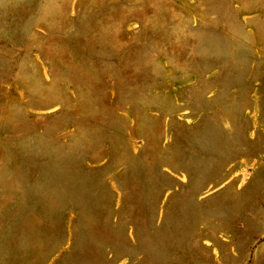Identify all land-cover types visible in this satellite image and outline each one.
Wrapping results in <instances>:
<instances>
[{
    "label": "rangeland",
    "instance_id": "1",
    "mask_svg": "<svg viewBox=\"0 0 264 264\" xmlns=\"http://www.w3.org/2000/svg\"><path fill=\"white\" fill-rule=\"evenodd\" d=\"M0 264H264V0H0Z\"/></svg>",
    "mask_w": 264,
    "mask_h": 264
}]
</instances>
